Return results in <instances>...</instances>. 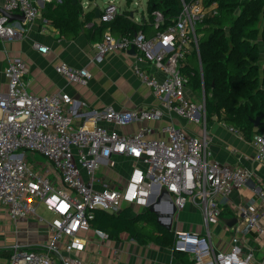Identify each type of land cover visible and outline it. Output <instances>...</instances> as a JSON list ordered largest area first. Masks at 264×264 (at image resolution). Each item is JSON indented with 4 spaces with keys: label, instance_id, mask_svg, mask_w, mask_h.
Segmentation results:
<instances>
[{
    "label": "built area",
    "instance_id": "2783aa9c",
    "mask_svg": "<svg viewBox=\"0 0 264 264\" xmlns=\"http://www.w3.org/2000/svg\"><path fill=\"white\" fill-rule=\"evenodd\" d=\"M47 1L52 0H3L0 38H18L29 23L44 20L42 7ZM214 6H205L203 0H182L179 13L166 24L161 12L153 11L156 30L151 35L138 30L129 36H115L106 27L93 43L92 60L100 63L111 51L130 55L133 73L166 109L199 123L205 120L204 95L200 93L199 102L193 99L182 69L187 57L197 53V26ZM119 10L114 0H107L99 10L98 23L112 21ZM12 13L19 15L18 21L12 19ZM131 47L135 50L132 55L128 53ZM46 49L37 46L39 51ZM55 69L83 85L91 78L86 67L62 63ZM26 72L25 62L18 56L10 58L3 70L7 89L0 92V206L12 221L34 216L47 222L36 213L41 203L54 214L47 222L52 237L39 248L12 245L7 260L0 264H82L80 253L86 239L80 234L90 227L95 210L117 213L123 204L148 206L153 194L161 191L169 193L176 211L187 203L200 211L202 231H174V249L189 255L192 264H264V191L243 204L230 201L252 172L213 158L205 130L198 136L167 122L154 138L148 135L156 129L147 125L124 134L114 127L158 118L160 111L111 106L86 112L89 122L74 127L78 101L66 92L39 95L28 91ZM253 143L258 160L263 161L264 133L255 135ZM36 155L44 160L38 161ZM113 156L131 159L126 182L118 187L98 185L96 169L102 160L112 165ZM225 205L235 217L230 226L234 239L231 248L222 251L212 245L210 225L220 221ZM95 232L107 238L96 228Z\"/></svg>",
    "mask_w": 264,
    "mask_h": 264
},
{
    "label": "crops",
    "instance_id": "0c3cea01",
    "mask_svg": "<svg viewBox=\"0 0 264 264\" xmlns=\"http://www.w3.org/2000/svg\"><path fill=\"white\" fill-rule=\"evenodd\" d=\"M2 2L3 0H0V7ZM86 7L82 9V16L94 8L100 10L102 6L95 3L88 4ZM11 16L13 20H19L17 13H12ZM43 19L29 23L18 38L10 41L0 38V92L7 89L3 70L8 60L13 56L21 57L27 67L24 81L27 83L28 91L39 95L61 91L68 93L78 101L75 105L76 113L72 118V126L77 127L82 123H88L86 112L107 106L115 109L134 107L157 109L160 111L158 118L136 120L114 128L121 133L129 134L135 132L140 126L147 125L156 129L148 135L151 138L160 136L157 129L167 122H173L198 136H202L205 130L213 158L222 163L238 164L252 172L245 185L232 193L230 201L243 204L249 197L257 196L259 191H264V160H258V149L253 141L244 139L215 116L195 123L166 109L162 102L153 95L151 89L133 73L131 69L133 59L130 55L120 51H111L100 63L92 60L95 40L88 26L94 21L98 22L96 17L73 37L62 34L49 20L45 17ZM43 25H45V30H42ZM90 36L93 38L91 39ZM38 45L45 46L46 51L37 50ZM260 50V63L263 64V48L261 47ZM129 54L132 55V53ZM62 63L75 68L86 67L91 74L89 83L83 85L58 73L55 67ZM262 132L264 133V129ZM39 157L35 156L38 161L44 160ZM111 160L112 165L102 160V164L96 169L98 185L118 187L126 182L130 174L131 159L125 156H113ZM162 192L159 195L155 193L156 196L153 194L150 201L155 199V203L166 211L168 206L165 200L160 198ZM39 205L42 204H38L37 207ZM124 205L132 206L134 211L149 207V205L136 203L122 206ZM163 209L160 210L163 211ZM191 209H195V206L188 203L184 209L174 213L176 219L173 215L170 228L173 232L184 229L202 231V224L199 220L190 221L186 218ZM43 214L49 219L48 222L54 217V214L46 208ZM233 219H235L233 211L229 205H225L220 221L210 225V240L215 249L227 251L231 248L234 234L228 223ZM80 236L86 239L85 248L80 253L82 264H187L184 259L177 257L169 246H161L152 242L139 243L128 237L126 232H122L119 239L103 238L90 225L82 230ZM51 237L52 231L47 222L34 216L17 218L12 221L0 206V263L7 260L12 245L39 248ZM184 258L187 261L191 260L189 255H185Z\"/></svg>",
    "mask_w": 264,
    "mask_h": 264
},
{
    "label": "trees",
    "instance_id": "16d2710c",
    "mask_svg": "<svg viewBox=\"0 0 264 264\" xmlns=\"http://www.w3.org/2000/svg\"><path fill=\"white\" fill-rule=\"evenodd\" d=\"M181 1L146 0L147 17L139 20L122 9L108 23L95 22V8L82 16L80 0L44 2L42 15L69 37L94 21L88 27L97 41L106 27L115 36H129L138 30L151 35L156 30L152 12H161L165 24L169 23L179 13ZM203 3L215 6L197 26L198 51L189 55L182 69L187 74V85L193 93L203 92L205 120L215 116L244 139L253 141L264 129V63H260L261 47L264 52V0H203ZM258 115L263 117L255 127L252 119ZM90 225L110 239H119L126 232L139 243L169 246L177 257L192 264L184 258L186 253L174 249L173 230L160 224L147 207L134 211L132 206L124 205L117 213L95 210Z\"/></svg>",
    "mask_w": 264,
    "mask_h": 264
},
{
    "label": "rangeland",
    "instance_id": "374dc122",
    "mask_svg": "<svg viewBox=\"0 0 264 264\" xmlns=\"http://www.w3.org/2000/svg\"><path fill=\"white\" fill-rule=\"evenodd\" d=\"M52 1L55 2L56 0H52ZM106 1L107 0H80L81 5H82V9H86L87 8L86 6L88 4L92 5V4L96 3V4H98V6H103L104 2H106ZM114 1L117 4V6L119 7V9H126L129 11V13L131 12L132 16L135 20H139L142 17L146 18V16H147L146 0H114ZM199 98H200V92L195 91L193 99L196 102H199ZM36 156L39 157L38 155H36ZM39 158L41 159V157H39ZM151 203L155 204V206L158 207L159 209H163L155 203V199L153 201H151ZM44 209L45 208L42 205H39L37 207L36 213L38 215H40L41 217H43L48 222L49 219L47 217H45L43 214ZM166 209H168V208H166ZM163 211H165V209H163ZM198 215H199V218H198ZM186 218L189 219L190 221L199 220V222H201V216H200L199 209L197 207H195V209H191V211H188ZM174 219H176V214L174 215Z\"/></svg>",
    "mask_w": 264,
    "mask_h": 264
},
{
    "label": "water",
    "instance_id": "95a60500",
    "mask_svg": "<svg viewBox=\"0 0 264 264\" xmlns=\"http://www.w3.org/2000/svg\"><path fill=\"white\" fill-rule=\"evenodd\" d=\"M75 1V0H73ZM99 8L95 9V17L97 18L99 15ZM132 16V13H131ZM129 53H135V50L133 47H131L128 50ZM263 117V115H258L255 118L252 119V123L253 125L256 127L259 123L261 118ZM162 200H165L166 205L168 206V209L166 211H162L160 209H158L153 203H151L149 205V210L154 212L156 214V220L164 225L166 228L170 229L171 228V224H172V219H173V215L176 212V208L175 205L173 203V200L171 198V196L169 195L168 192L163 191L160 197ZM235 222V219H233L232 222L228 223L229 226H232V224Z\"/></svg>",
    "mask_w": 264,
    "mask_h": 264
}]
</instances>
